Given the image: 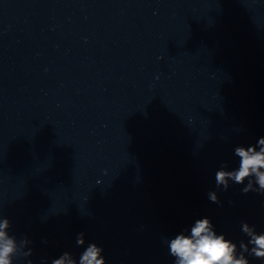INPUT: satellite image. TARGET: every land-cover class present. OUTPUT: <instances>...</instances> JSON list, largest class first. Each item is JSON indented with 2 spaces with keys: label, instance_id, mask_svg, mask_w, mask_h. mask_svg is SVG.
<instances>
[{
  "label": "water",
  "instance_id": "obj_1",
  "mask_svg": "<svg viewBox=\"0 0 264 264\" xmlns=\"http://www.w3.org/2000/svg\"><path fill=\"white\" fill-rule=\"evenodd\" d=\"M262 136L264 0H0V216L31 250L14 264L91 242L174 264L166 241L205 216L239 249L264 194L215 173Z\"/></svg>",
  "mask_w": 264,
  "mask_h": 264
},
{
  "label": "clouds",
  "instance_id": "obj_2",
  "mask_svg": "<svg viewBox=\"0 0 264 264\" xmlns=\"http://www.w3.org/2000/svg\"><path fill=\"white\" fill-rule=\"evenodd\" d=\"M234 156L239 158L238 167L228 170L229 163H222L215 173L216 188L227 191L230 182L243 185L247 181L242 193L254 191L264 194V136L254 144L236 146ZM208 199L221 204L217 191H209ZM10 226L9 219L0 216V264H14L15 257L31 255L30 249L23 251L30 241L25 237L18 242L14 235L9 234ZM241 230L249 239L247 243L241 241L238 249V245L227 239L225 234H218L212 220L205 216L196 219L190 231H181L166 243L169 254L174 257V264H250L245 253L264 261V232L258 233L247 222H241ZM84 236L83 232L77 235V246L85 245ZM51 264H106V259L103 248L91 242L78 259L65 251Z\"/></svg>",
  "mask_w": 264,
  "mask_h": 264
}]
</instances>
